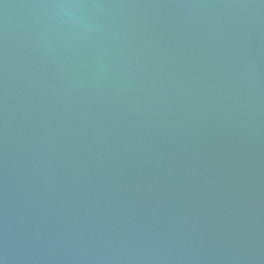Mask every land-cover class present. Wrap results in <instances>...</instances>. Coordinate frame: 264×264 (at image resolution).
Instances as JSON below:
<instances>
[{"label": "water", "instance_id": "obj_1", "mask_svg": "<svg viewBox=\"0 0 264 264\" xmlns=\"http://www.w3.org/2000/svg\"><path fill=\"white\" fill-rule=\"evenodd\" d=\"M0 264H264V0H0Z\"/></svg>", "mask_w": 264, "mask_h": 264}]
</instances>
